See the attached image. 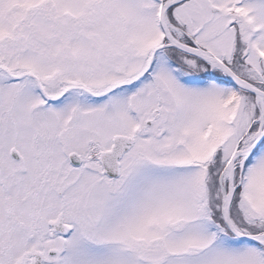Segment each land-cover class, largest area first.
I'll return each mask as SVG.
<instances>
[{"label": "snow or ice", "instance_id": "obj_1", "mask_svg": "<svg viewBox=\"0 0 264 264\" xmlns=\"http://www.w3.org/2000/svg\"><path fill=\"white\" fill-rule=\"evenodd\" d=\"M0 264H264V0H0Z\"/></svg>", "mask_w": 264, "mask_h": 264}]
</instances>
